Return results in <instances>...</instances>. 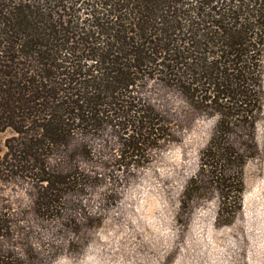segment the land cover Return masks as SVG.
Instances as JSON below:
<instances>
[{"label": "trees", "instance_id": "trees-1", "mask_svg": "<svg viewBox=\"0 0 264 264\" xmlns=\"http://www.w3.org/2000/svg\"><path fill=\"white\" fill-rule=\"evenodd\" d=\"M263 59L264 0H0V132L14 131L0 180L31 181L36 212L58 217L89 178L77 160L94 137L113 131L142 165L173 135L140 95L150 80L217 118L203 172H242L258 153ZM11 234L0 214V264H25L1 246Z\"/></svg>", "mask_w": 264, "mask_h": 264}, {"label": "rangeland", "instance_id": "rangeland-1", "mask_svg": "<svg viewBox=\"0 0 264 264\" xmlns=\"http://www.w3.org/2000/svg\"><path fill=\"white\" fill-rule=\"evenodd\" d=\"M140 95L172 127V140L137 165L121 154L113 131L94 137L96 154L77 160L89 178L58 217L36 212L31 181L0 180V214L12 224L3 249L25 264H264V95L258 153L242 172L228 165L223 175L201 166L215 116L159 80ZM13 135L11 128L0 132V155Z\"/></svg>", "mask_w": 264, "mask_h": 264}]
</instances>
